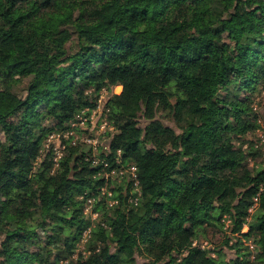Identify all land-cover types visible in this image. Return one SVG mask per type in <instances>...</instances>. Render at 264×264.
<instances>
[{"label":"trees","instance_id":"1","mask_svg":"<svg viewBox=\"0 0 264 264\" xmlns=\"http://www.w3.org/2000/svg\"><path fill=\"white\" fill-rule=\"evenodd\" d=\"M118 85L111 157L137 177H102L115 162L82 144L38 162ZM263 91L264 0H0V264H264ZM105 186L119 202L83 241Z\"/></svg>","mask_w":264,"mask_h":264},{"label":"built area","instance_id":"2","mask_svg":"<svg viewBox=\"0 0 264 264\" xmlns=\"http://www.w3.org/2000/svg\"><path fill=\"white\" fill-rule=\"evenodd\" d=\"M116 88H121V86L102 88L95 106L85 107L77 114L76 120H73L65 130L50 134L45 142V147L41 151L38 162L43 161L44 157L51 154L54 162L52 172H55L56 167L60 166L67 147L69 145L77 146L82 144L92 152L94 165L101 164L104 167H109L111 161L115 162L112 170L104 173L102 177L106 179L116 177L119 182L123 180L127 173L137 177L138 166L136 164H126L123 161L121 151H118L114 158L111 157L110 141L116 133V127L108 118L109 108L107 107V102L112 94L117 93ZM260 137L262 138L261 142H264L263 133H260ZM88 157L90 158L91 156L88 155ZM254 162L252 160V165ZM103 202L109 207L119 202L115 192L108 186L101 188L99 193L90 195L86 200L85 214L91 222L84 232L85 238L83 241L88 239L93 228L100 220L101 211L97 209L96 205ZM229 223L230 219L227 218L226 228Z\"/></svg>","mask_w":264,"mask_h":264},{"label":"rangeland","instance_id":"3","mask_svg":"<svg viewBox=\"0 0 264 264\" xmlns=\"http://www.w3.org/2000/svg\"><path fill=\"white\" fill-rule=\"evenodd\" d=\"M27 82H28V80H25L20 85L24 88L25 85H27ZM121 90H122V86H121V88H116L117 93L121 92ZM255 108L258 111L259 110L261 111V110L264 109V91L259 93L258 96L256 97ZM163 120H164V123L166 125L175 126V122L171 119V117H163ZM140 122L142 124H144L145 123V119L141 118ZM257 133H258L257 136L260 135V133L264 134V129L263 128L258 129ZM257 136H254V137H257ZM254 160L259 161V160H262V159L259 157V158L254 159ZM225 222H226V225H227V218L226 217H225ZM247 230H248V227L246 226L245 227V231H247ZM229 232L230 231H228V229H227V233H229ZM225 235L226 234L224 232H222V231H219V229L213 228V227H209V229L206 232V236H204L202 238L203 239L205 238L207 241H210L211 244H212V247L213 246L221 247L223 249V253H224V258H223L224 260H226V261H236V260H238V252H237L236 249L231 248L229 245H226ZM1 241H2V235L0 234V245H1ZM207 241H203V245L202 246H206L207 243H208ZM84 246H85L84 242L82 241V243H80L79 247H80V249H83ZM251 249H254V248H251ZM252 251H254V250H252ZM148 259L149 258L146 255H144L142 253H137L138 264H146L148 262ZM167 261H168V259H167ZM162 263L166 264V261H164Z\"/></svg>","mask_w":264,"mask_h":264}]
</instances>
